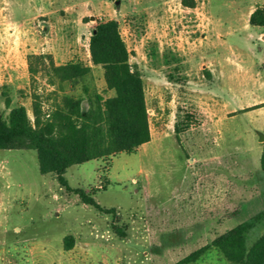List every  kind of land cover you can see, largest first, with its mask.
I'll list each match as a JSON object with an SVG mask.
<instances>
[{"label": "rangeland", "instance_id": "374dc122", "mask_svg": "<svg viewBox=\"0 0 264 264\" xmlns=\"http://www.w3.org/2000/svg\"><path fill=\"white\" fill-rule=\"evenodd\" d=\"M194 2L0 0V87L10 86L12 105H25L33 119L27 57L36 44L45 50L36 54L54 47L56 64L93 66L99 92L114 95L89 43L99 22L117 20L130 63L142 73L151 126V140L134 152L71 166L67 186L41 173L36 150L0 149V264H175L264 212V87L228 95L217 83L228 65L245 74L251 47L224 29L234 0ZM77 188L113 211L85 203ZM262 234L264 216L247 246ZM194 264L233 263L213 247Z\"/></svg>", "mask_w": 264, "mask_h": 264}, {"label": "trees", "instance_id": "16d2710c", "mask_svg": "<svg viewBox=\"0 0 264 264\" xmlns=\"http://www.w3.org/2000/svg\"><path fill=\"white\" fill-rule=\"evenodd\" d=\"M183 4L193 7L195 2L183 0ZM250 23L264 26V6L253 11ZM89 47L92 64L103 68L107 88L114 91L112 96L105 98L95 86L93 66L79 61L56 64L51 54L44 53L27 57L33 119L25 105H12L9 85L0 87V149L36 150L41 173L56 174L66 186L64 174L71 166L119 152L132 153L151 140L142 73L130 63V52L117 20L99 22ZM39 75L45 80L42 87ZM67 87H78L80 92L68 93ZM2 101L7 113L1 107ZM176 132L181 141L182 129L178 125ZM260 164L264 171V149ZM75 190L85 203L113 211L104 209L85 190ZM263 216L261 212L225 230L175 264H194L213 247L233 264H264V234L252 246L246 243L247 235ZM71 239L65 240L67 249L74 244Z\"/></svg>", "mask_w": 264, "mask_h": 264}, {"label": "crops", "instance_id": "0c3cea01", "mask_svg": "<svg viewBox=\"0 0 264 264\" xmlns=\"http://www.w3.org/2000/svg\"><path fill=\"white\" fill-rule=\"evenodd\" d=\"M243 1L244 0H234L233 5L235 8L231 10L229 16L227 19H224L223 23L225 26L224 29L227 30L228 37H233L236 42L242 43L245 41V43L250 45L251 64L248 70L245 71V74L242 75L233 73L229 65L218 74L217 83L224 88L228 95H235L237 93L254 94L255 90L259 89V87H264L262 72L259 70V64L256 63V45H259L258 42L262 44L261 51L263 52V56L261 57V61L264 60V26L252 25L250 23L251 14L258 6H264V0H247L253 4L251 9L245 12L239 7ZM232 46L237 47L235 44H232ZM39 47L40 45L36 44V46H32L31 48L34 49L33 52L35 53L45 51L44 48L43 50H39ZM47 49H49V53L53 54L57 61L58 56H56V52H54V47L50 48L48 45ZM262 63L264 65V62ZM242 81H244V83ZM234 110L235 109H229L230 112Z\"/></svg>", "mask_w": 264, "mask_h": 264}, {"label": "water", "instance_id": "95a60500", "mask_svg": "<svg viewBox=\"0 0 264 264\" xmlns=\"http://www.w3.org/2000/svg\"><path fill=\"white\" fill-rule=\"evenodd\" d=\"M117 3H118V1H117ZM260 140H264V135L261 136Z\"/></svg>", "mask_w": 264, "mask_h": 264}]
</instances>
